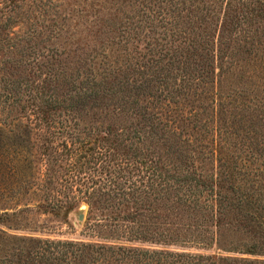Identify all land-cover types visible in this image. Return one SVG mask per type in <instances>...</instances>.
Instances as JSON below:
<instances>
[{
	"label": "trees",
	"instance_id": "obj_1",
	"mask_svg": "<svg viewBox=\"0 0 264 264\" xmlns=\"http://www.w3.org/2000/svg\"><path fill=\"white\" fill-rule=\"evenodd\" d=\"M123 7L114 38L133 74L57 61L41 79L18 75L0 88V134L7 126L26 141L41 129L64 137L41 149L43 212L77 206L56 199L62 188L103 180L76 188L87 199L90 239L0 233V264H264V135L250 137L251 123L236 120V109L251 108L248 83L264 90V0ZM92 107L113 118L93 114L87 120L98 124L79 127Z\"/></svg>",
	"mask_w": 264,
	"mask_h": 264
},
{
	"label": "rangeland",
	"instance_id": "obj_2",
	"mask_svg": "<svg viewBox=\"0 0 264 264\" xmlns=\"http://www.w3.org/2000/svg\"><path fill=\"white\" fill-rule=\"evenodd\" d=\"M124 3L133 4L134 0H18L13 4L8 0H0V26L9 25L6 29L0 30V88H8L11 78H17L18 75L22 82H25L26 78L41 79L46 70H54L57 61L70 69L89 66L92 68L93 65L94 69L102 67L106 71H111L113 75L117 74L119 78L124 74L127 76L133 74L136 67L127 60L130 56L125 54L127 50H123L122 39H119L117 44L118 40L114 38L120 32L124 21L122 13L118 12L117 8L125 10L127 7H123ZM261 23L264 24V21L259 24ZM32 32L35 34L34 37L31 35ZM260 33L257 36H260ZM28 37L34 42H26ZM260 38L263 39L261 36ZM34 43L39 45V52L35 48L30 53L28 45ZM136 45L141 46L140 42ZM128 46L132 48L130 44L125 47ZM107 55L108 58L104 60L103 57ZM131 60L134 61L133 58ZM43 62H50L52 64L50 69L44 68ZM262 74L263 72H260L257 75ZM263 91L261 86H252L248 83V93L252 98L249 104L251 108L236 109V120H241L242 124L251 123L253 134L250 131L248 135L259 140L261 135H264ZM106 111L110 110L100 107L87 109L86 120L79 127L87 128L90 121L94 122L95 120H87L93 118V114L103 116L104 119L113 118L111 115L105 117ZM7 121L9 120H5ZM106 121L115 127L121 122ZM19 122L22 123L19 126L21 131L26 120ZM5 124L0 123L2 127ZM95 124L98 122L95 121ZM5 129L7 126L0 134V233L16 237L90 239L86 229L87 199L82 197L76 188L83 185L101 186L103 180L99 176L93 177V180L83 181L76 178L78 183L73 184L71 189L61 187L56 199L62 203H74L78 199L80 202H77V206L69 210L63 208L59 211L43 212L44 176L49 165L46 164L41 149L51 144L61 147L64 137L45 133L41 129V132L32 134L31 139L26 141L23 137L9 136ZM46 136L50 140L47 145L44 142ZM61 152L65 154L66 159L68 152L66 150ZM70 162L74 163L72 159ZM49 164L50 167L57 168L55 161L52 160ZM78 175L84 177L83 174ZM64 180L62 177L59 182L63 185ZM51 186L60 188L56 183H52ZM79 214H82L81 220L78 218Z\"/></svg>",
	"mask_w": 264,
	"mask_h": 264
},
{
	"label": "water",
	"instance_id": "obj_3",
	"mask_svg": "<svg viewBox=\"0 0 264 264\" xmlns=\"http://www.w3.org/2000/svg\"><path fill=\"white\" fill-rule=\"evenodd\" d=\"M78 218L81 220L82 219V214H79Z\"/></svg>",
	"mask_w": 264,
	"mask_h": 264
}]
</instances>
